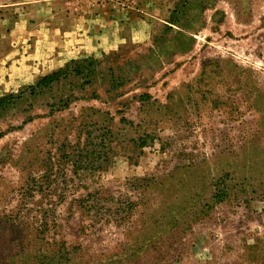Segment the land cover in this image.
I'll list each match as a JSON object with an SVG mask.
<instances>
[{
	"label": "rangeland",
	"instance_id": "obj_1",
	"mask_svg": "<svg viewBox=\"0 0 264 264\" xmlns=\"http://www.w3.org/2000/svg\"><path fill=\"white\" fill-rule=\"evenodd\" d=\"M61 68L0 112V264H264V0H0V96Z\"/></svg>",
	"mask_w": 264,
	"mask_h": 264
},
{
	"label": "trees",
	"instance_id": "obj_2",
	"mask_svg": "<svg viewBox=\"0 0 264 264\" xmlns=\"http://www.w3.org/2000/svg\"><path fill=\"white\" fill-rule=\"evenodd\" d=\"M78 70V69H77ZM75 70V72H77ZM64 69H58L56 71H53L49 74H46L42 77H40L34 85L27 86L24 90H22L18 95H14L12 93L0 96V112L6 109L7 107L13 105L16 101V99H19L22 95V93L28 89L29 92L32 94L38 93L41 89L44 87H48L50 84H52L54 81H56L61 74H64ZM78 73V72H77ZM76 162H74L75 164ZM214 196L220 197L221 195L215 194Z\"/></svg>",
	"mask_w": 264,
	"mask_h": 264
}]
</instances>
